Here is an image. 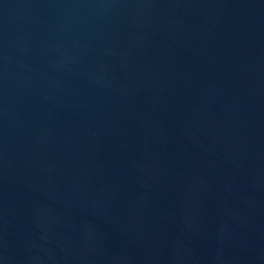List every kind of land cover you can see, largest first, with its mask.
Segmentation results:
<instances>
[{
	"label": "water",
	"instance_id": "95a60500",
	"mask_svg": "<svg viewBox=\"0 0 264 264\" xmlns=\"http://www.w3.org/2000/svg\"><path fill=\"white\" fill-rule=\"evenodd\" d=\"M0 264H264V0H0Z\"/></svg>",
	"mask_w": 264,
	"mask_h": 264
}]
</instances>
